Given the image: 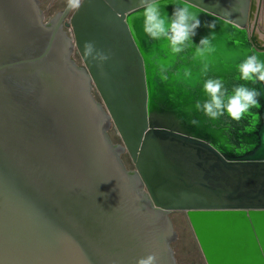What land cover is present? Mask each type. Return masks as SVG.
<instances>
[{
    "label": "water",
    "instance_id": "1",
    "mask_svg": "<svg viewBox=\"0 0 264 264\" xmlns=\"http://www.w3.org/2000/svg\"><path fill=\"white\" fill-rule=\"evenodd\" d=\"M176 3L160 0L162 14ZM187 5L194 45L215 33L207 75L229 94L264 93L237 72L249 55L264 61L253 0ZM86 42L108 60L86 58ZM166 46L143 32L140 0H81L49 20L40 0H0V264H178L174 212L206 264H264V95L240 122L208 119L194 49Z\"/></svg>",
    "mask_w": 264,
    "mask_h": 264
},
{
    "label": "clouds",
    "instance_id": "2",
    "mask_svg": "<svg viewBox=\"0 0 264 264\" xmlns=\"http://www.w3.org/2000/svg\"><path fill=\"white\" fill-rule=\"evenodd\" d=\"M70 9H78L81 0H67ZM143 9V32L152 41H167V52L170 56H181L189 49H194L189 59L193 62L198 61L201 65L200 73L206 77L203 81L202 92L206 99L196 101L195 108L203 113L208 119L218 120L227 115L232 121L240 122L249 111L258 105L259 97L264 95L254 88H249L245 84H236L231 93L221 78L209 77L210 70L209 57L216 51L212 41L215 33L210 32L206 37H202L198 44L193 43V37L197 35V29L201 27V20L190 10L187 0H177L174 4L171 17L162 14L160 10V0H140ZM170 21V23H169ZM206 27L212 28L214 25L207 24ZM84 55L86 58L98 60L100 62L108 60V55L102 51H97L92 42L84 45ZM170 65L161 63L158 66V74L162 82L169 80ZM239 79L245 82L264 83V61L255 55L247 56L237 66ZM179 75V73H173ZM183 78H192V69L184 68ZM198 124L199 121H193ZM136 264H158L157 257L150 254L140 258Z\"/></svg>",
    "mask_w": 264,
    "mask_h": 264
},
{
    "label": "rangeland",
    "instance_id": "3",
    "mask_svg": "<svg viewBox=\"0 0 264 264\" xmlns=\"http://www.w3.org/2000/svg\"><path fill=\"white\" fill-rule=\"evenodd\" d=\"M41 4L47 20L63 11L68 5L67 0H42ZM258 6H260L259 13L257 12ZM252 27L257 36L264 41V0H253ZM75 60L79 65H83L79 55L75 54ZM110 137L115 144H123L115 128L110 130ZM122 159L128 169H135L127 153L122 156ZM170 217L177 234V240L172 244V248L178 264H206L186 213L174 212Z\"/></svg>",
    "mask_w": 264,
    "mask_h": 264
},
{
    "label": "bare ground",
    "instance_id": "4",
    "mask_svg": "<svg viewBox=\"0 0 264 264\" xmlns=\"http://www.w3.org/2000/svg\"><path fill=\"white\" fill-rule=\"evenodd\" d=\"M257 10H258L257 12L259 13V11H260V6H258Z\"/></svg>",
    "mask_w": 264,
    "mask_h": 264
},
{
    "label": "built area",
    "instance_id": "5",
    "mask_svg": "<svg viewBox=\"0 0 264 264\" xmlns=\"http://www.w3.org/2000/svg\"><path fill=\"white\" fill-rule=\"evenodd\" d=\"M77 54V53H76ZM78 55V54H77ZM74 59H75V55H74Z\"/></svg>",
    "mask_w": 264,
    "mask_h": 264
},
{
    "label": "crops",
    "instance_id": "6",
    "mask_svg": "<svg viewBox=\"0 0 264 264\" xmlns=\"http://www.w3.org/2000/svg\"><path fill=\"white\" fill-rule=\"evenodd\" d=\"M42 1V0H41Z\"/></svg>",
    "mask_w": 264,
    "mask_h": 264
}]
</instances>
